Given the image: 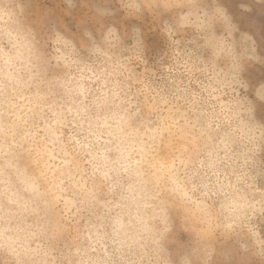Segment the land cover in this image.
Masks as SVG:
<instances>
[{
  "label": "clouds",
  "instance_id": "9594fccd",
  "mask_svg": "<svg viewBox=\"0 0 264 264\" xmlns=\"http://www.w3.org/2000/svg\"><path fill=\"white\" fill-rule=\"evenodd\" d=\"M0 264H264V0H0Z\"/></svg>",
  "mask_w": 264,
  "mask_h": 264
}]
</instances>
